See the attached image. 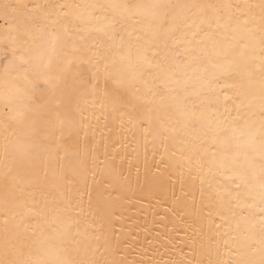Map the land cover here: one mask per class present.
<instances>
[{
	"label": "snow or ice",
	"instance_id": "obj_1",
	"mask_svg": "<svg viewBox=\"0 0 264 264\" xmlns=\"http://www.w3.org/2000/svg\"><path fill=\"white\" fill-rule=\"evenodd\" d=\"M0 20V264H75L72 247L81 264H128L141 225L124 209L140 201L159 259L134 264H264V0H3ZM141 156L143 184L126 168ZM160 165L168 179L152 184ZM180 231L191 259L170 255Z\"/></svg>",
	"mask_w": 264,
	"mask_h": 264
},
{
	"label": "bare ground",
	"instance_id": "obj_2",
	"mask_svg": "<svg viewBox=\"0 0 264 264\" xmlns=\"http://www.w3.org/2000/svg\"><path fill=\"white\" fill-rule=\"evenodd\" d=\"M0 2H3V0H0ZM252 2H257V0H252ZM2 24H3V21L0 20V25H2ZM2 141H3V134H2V129H0V143H2ZM129 151H131V149H129ZM159 160H160V157L157 156L155 158V163L159 164ZM128 161H129V164H126V168L129 167L130 164H132V163L138 164L139 173L137 172V168H132L131 169L132 177L134 180L137 177V175H139L141 183L143 184L144 179H145V175H146L143 156H141L138 161H136L133 157H128ZM153 162L154 161L152 160V157L149 156L148 164L151 165ZM168 171H169V169H167L164 165H160L159 169H157L156 167H153V168H151L150 172L147 173V179L152 184H158L161 181H167ZM2 175H3V156H2V154H0V178H2ZM172 179H173V182H175V176H173ZM188 183H190V181ZM88 184H89V189H87V190H85L83 188V184L81 183L80 191L79 192L73 191V195H75L77 197V200H79L81 197H83L84 201H87L88 192L91 191V186H92L91 174H89ZM175 190H176L177 196L183 195V193L180 192L179 185H177ZM190 191L192 192V196L195 198V201H196L195 208H193L192 198H189L185 203L189 209V212L191 213V218L197 219V224L195 225V227H199L200 221L202 220L204 229L206 231H208L210 220L207 218V213L203 212L201 210L199 192L196 191V189H194V188L190 189ZM93 195L95 196V193H93ZM169 195H170V193H169ZM205 202H207V201H205ZM145 206H146V202L140 201L136 205V207H130L128 209H124V211L126 212V216L138 217V219H132V220L126 221L129 228H131L133 225H135L137 223L139 225H141L140 228L136 229V231L141 232V235L139 238V243H140L141 247H136L135 245H133L132 247H129L126 249L125 254L127 255L128 264H134V262L137 260L149 261V260H152L153 258L159 259L158 255L154 257V255L151 251H149L145 247H143V243H144L143 237H144V235H147V233L143 231V226L145 224V214L140 213L139 208L145 207ZM3 211H4L3 198H2V196H0V244H2L3 235L5 232ZM209 211H211L214 215L215 212L217 211V209L215 207L210 206ZM67 215L75 216L76 215L75 208L74 207L68 208L67 209ZM227 222L231 226V228L233 229V231L231 232V235L235 236L237 240L242 241L243 240V233L234 230L235 229V223H234L231 215H229L227 217ZM24 223H28V222L25 221ZM24 223H20L19 219H18L15 223H10L8 226L9 231L16 232L20 236L21 240H23L26 236L30 235V233L27 232V229L25 228ZM86 227H87V225H85L83 223L81 224V230L82 231ZM116 227H117V229H119L120 225L117 224ZM147 227L155 228V230L159 231V232L164 231L163 225L153 224L151 216L147 217ZM223 231L227 232V231H229V229L225 228V229H223ZM154 234L155 233H153V235ZM191 234H192L191 232L188 233L189 236ZM175 236H176V247L173 249V251L170 252V255L177 260H184L185 258L191 259L192 253L184 244V241L187 239V236L185 235V233L183 231H180V232L176 233ZM82 239H84V237H82ZM88 239L89 240L91 239L90 235L88 236ZM52 245L54 247H60L61 241L59 239H53ZM181 249H183V252H181ZM220 251H221V254H223V252H224L223 246H221ZM141 253H145V254L142 255ZM26 255H27V253H25L24 256H22L21 258H25ZM62 255L70 256V258L75 262V264H81L82 261L88 259V256L86 255L85 250L80 249V248H76V247L66 248V250L64 252H62ZM96 258L98 260H101V264H103V259H107L108 257H104L102 259L100 256H97ZM217 258H218V256L215 252H213L211 254H209L207 252L197 253L196 257H195L196 260L204 261V264H208V261L210 259L215 260Z\"/></svg>",
	"mask_w": 264,
	"mask_h": 264
}]
</instances>
